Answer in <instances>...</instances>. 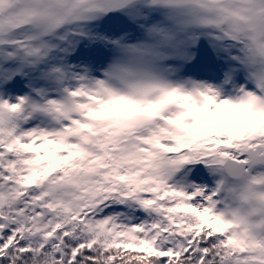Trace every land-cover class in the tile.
<instances>
[{
  "label": "snow or ice",
  "instance_id": "snow-or-ice-1",
  "mask_svg": "<svg viewBox=\"0 0 264 264\" xmlns=\"http://www.w3.org/2000/svg\"><path fill=\"white\" fill-rule=\"evenodd\" d=\"M0 264H264V0H0Z\"/></svg>",
  "mask_w": 264,
  "mask_h": 264
}]
</instances>
